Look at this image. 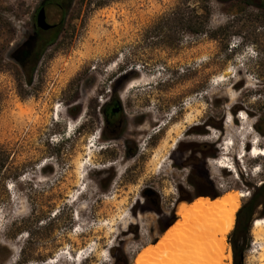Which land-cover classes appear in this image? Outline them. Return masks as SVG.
Masks as SVG:
<instances>
[{
	"label": "rangeland",
	"instance_id": "rangeland-1",
	"mask_svg": "<svg viewBox=\"0 0 264 264\" xmlns=\"http://www.w3.org/2000/svg\"><path fill=\"white\" fill-rule=\"evenodd\" d=\"M39 2L0 0V160L10 156L0 169V264H48L91 244L81 264H135L199 191H245L243 204L264 181V157L249 153L256 136L264 146V0H71L64 13L52 9L60 32L29 83L13 53ZM205 7V34L174 38L161 20ZM113 99L120 121L108 126ZM227 143L237 174L211 164ZM254 221L245 264H264ZM181 249L165 250L169 264H183Z\"/></svg>",
	"mask_w": 264,
	"mask_h": 264
},
{
	"label": "bare ground",
	"instance_id": "bare-ground-1",
	"mask_svg": "<svg viewBox=\"0 0 264 264\" xmlns=\"http://www.w3.org/2000/svg\"><path fill=\"white\" fill-rule=\"evenodd\" d=\"M232 123H235V121H232ZM229 125L230 121L228 120L226 126ZM259 142L260 139L256 136L252 141V150L249 152L250 155H255L258 158L264 157V146H260ZM175 144L176 141L174 142V145ZM163 147L165 146L163 145ZM222 150L221 156L212 161L211 164L220 167L223 173L227 171L228 168H231L237 174L238 170L234 162H231L230 156L228 157L231 151L230 143H227V146L223 147ZM244 152L245 154L241 152V155L237 157V159L243 163L245 162V157L248 155L246 151ZM158 157L160 158V155ZM163 158L165 159V157ZM156 162H158L156 163L158 167L163 160ZM80 166L81 168L83 167L82 162ZM82 177V172H80V178ZM82 194L83 193L77 197V200ZM76 195L77 193L74 196ZM247 196V192L240 190L235 193L228 192L216 199H212L211 197H198L192 202L179 204L176 213L181 216L182 219L164 232L158 244L148 246L145 250L140 252L135 260V264H169L171 257L170 255L166 256L165 252L167 251L165 250L178 244L182 245L181 251H178V256L183 264H227L225 262L226 260L231 262L233 260V254L228 245L227 236L235 226L236 215L241 207L242 198ZM253 227L257 239L256 243H259V238L264 236V218H257L254 221ZM182 229H185V235L180 236L179 231ZM93 248L91 244L89 247L79 250L78 254L70 259L68 257H62L65 252L63 254L60 253L57 255L56 259L51 258L48 264H55L56 262L60 264L63 260L70 264H81L87 257L86 254L92 252ZM176 248L177 247H175V249ZM177 249L179 250V248ZM168 256L170 257L169 259Z\"/></svg>",
	"mask_w": 264,
	"mask_h": 264
},
{
	"label": "trees",
	"instance_id": "trees-1",
	"mask_svg": "<svg viewBox=\"0 0 264 264\" xmlns=\"http://www.w3.org/2000/svg\"><path fill=\"white\" fill-rule=\"evenodd\" d=\"M191 12H193V15H190L189 17H187V19H185V11H172L161 18V20L166 19V25L169 28L174 29L173 35L171 37L175 38L176 32H178V30H183L195 35L208 33V23L210 22L211 16L210 9L208 7H205L204 12L200 14H197V12L194 13L195 10H191ZM177 25H179L180 27H177ZM57 37L58 33L57 35H52L51 41L56 40ZM170 45L173 47L176 46L174 39L171 40ZM39 53L40 52L30 53V51H25L23 53H13V56L17 58V62L26 70L29 83H31L33 80L35 67L39 60ZM120 111L121 105L120 102L116 99L111 100L105 105L104 115L108 126H117L118 122L120 121ZM263 121L264 117L261 116L256 124L257 130L260 132H264V129L262 128ZM103 135L105 138H109L106 129L104 130ZM2 152L3 157L0 160V169L4 168L5 164L9 162L10 158L9 154L6 153V151ZM135 153L136 150L132 152V154ZM20 169L21 167H14L12 175L18 177ZM199 196H210L212 199H216L220 197L221 194H219L218 192L207 193L199 191L196 197ZM189 200L192 202L194 199ZM256 215L264 216V181L260 185L253 186V191L251 192L250 197L242 204L239 211L237 212L236 225L230 234V241L233 247V264H245L247 255L246 253L250 247V232ZM174 222L175 221H173L171 225ZM167 229H165V231Z\"/></svg>",
	"mask_w": 264,
	"mask_h": 264
},
{
	"label": "flooded vegetation",
	"instance_id": "flooded-vegetation-1",
	"mask_svg": "<svg viewBox=\"0 0 264 264\" xmlns=\"http://www.w3.org/2000/svg\"><path fill=\"white\" fill-rule=\"evenodd\" d=\"M70 0H40L39 5L35 9L34 21L32 24V30L28 33L23 43L16 48L14 52L23 53L30 51V53L40 52V50L49 42H51V36L57 35L60 32V24L56 22H50V13L52 9H55L57 15V9L64 13L69 7ZM44 8L46 12V20L51 25L49 29H43L37 24V18L40 10ZM15 59H17L14 56Z\"/></svg>",
	"mask_w": 264,
	"mask_h": 264
},
{
	"label": "water",
	"instance_id": "water-1",
	"mask_svg": "<svg viewBox=\"0 0 264 264\" xmlns=\"http://www.w3.org/2000/svg\"><path fill=\"white\" fill-rule=\"evenodd\" d=\"M37 24L43 29H49L51 27V25L46 20V12L44 8H42L38 14Z\"/></svg>",
	"mask_w": 264,
	"mask_h": 264
},
{
	"label": "built area",
	"instance_id": "built-area-1",
	"mask_svg": "<svg viewBox=\"0 0 264 264\" xmlns=\"http://www.w3.org/2000/svg\"><path fill=\"white\" fill-rule=\"evenodd\" d=\"M256 243V241H254ZM254 244V243H253ZM253 246V245H252Z\"/></svg>",
	"mask_w": 264,
	"mask_h": 264
}]
</instances>
